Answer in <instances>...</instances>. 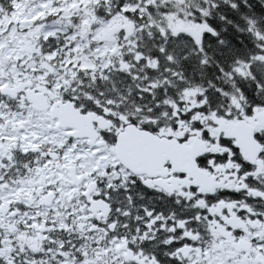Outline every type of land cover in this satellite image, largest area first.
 Returning <instances> with one entry per match:
<instances>
[{"label": "snow or ice", "instance_id": "6c2138e0", "mask_svg": "<svg viewBox=\"0 0 264 264\" xmlns=\"http://www.w3.org/2000/svg\"><path fill=\"white\" fill-rule=\"evenodd\" d=\"M0 264H264V0H0Z\"/></svg>", "mask_w": 264, "mask_h": 264}]
</instances>
